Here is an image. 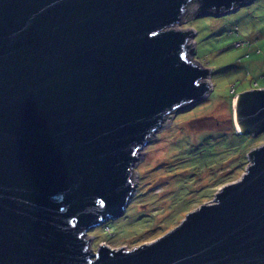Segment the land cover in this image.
Instances as JSON below:
<instances>
[{
    "label": "water",
    "instance_id": "obj_1",
    "mask_svg": "<svg viewBox=\"0 0 264 264\" xmlns=\"http://www.w3.org/2000/svg\"><path fill=\"white\" fill-rule=\"evenodd\" d=\"M254 0H0V264H264V143L243 177L133 249L91 247L126 212L145 148L205 99L196 30ZM235 129L264 133V89Z\"/></svg>",
    "mask_w": 264,
    "mask_h": 264
},
{
    "label": "rangeland",
    "instance_id": "obj_2",
    "mask_svg": "<svg viewBox=\"0 0 264 264\" xmlns=\"http://www.w3.org/2000/svg\"><path fill=\"white\" fill-rule=\"evenodd\" d=\"M178 26L196 30L193 58L212 68L213 89L176 112L171 125L144 149L135 167L137 191L125 214L88 231L95 251L101 245L130 250L162 237L240 180L250 164L249 152L264 143V133H233L237 94L264 89V0Z\"/></svg>",
    "mask_w": 264,
    "mask_h": 264
},
{
    "label": "bare ground",
    "instance_id": "obj_3",
    "mask_svg": "<svg viewBox=\"0 0 264 264\" xmlns=\"http://www.w3.org/2000/svg\"><path fill=\"white\" fill-rule=\"evenodd\" d=\"M237 99H238V98L236 97L235 100H234V101H235V102H234V107H235V108H236V104H237Z\"/></svg>",
    "mask_w": 264,
    "mask_h": 264
},
{
    "label": "trees",
    "instance_id": "obj_4",
    "mask_svg": "<svg viewBox=\"0 0 264 264\" xmlns=\"http://www.w3.org/2000/svg\"><path fill=\"white\" fill-rule=\"evenodd\" d=\"M234 130H235V129H233V131H234ZM233 133H234V134H237V135H242V134H239V133H237V132H235V131H234Z\"/></svg>",
    "mask_w": 264,
    "mask_h": 264
}]
</instances>
